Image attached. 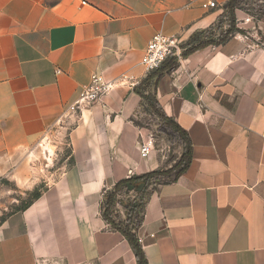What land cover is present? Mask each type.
<instances>
[{
	"label": "crops",
	"instance_id": "0c3cea01",
	"mask_svg": "<svg viewBox=\"0 0 264 264\" xmlns=\"http://www.w3.org/2000/svg\"><path fill=\"white\" fill-rule=\"evenodd\" d=\"M216 1L0 0V179L13 169L23 180L17 156L60 123L93 73L139 82L64 120L71 163L0 224V264H137L102 204L119 181L163 163L156 149L142 158L146 133L134 120L157 33L182 41L178 66L153 91L187 132L192 160L150 187L137 230L148 263L264 264V17L184 56L197 33L216 27L229 0Z\"/></svg>",
	"mask_w": 264,
	"mask_h": 264
},
{
	"label": "rangeland",
	"instance_id": "374dc122",
	"mask_svg": "<svg viewBox=\"0 0 264 264\" xmlns=\"http://www.w3.org/2000/svg\"><path fill=\"white\" fill-rule=\"evenodd\" d=\"M235 17L238 29L242 32L243 27L249 29L252 21L264 17V0H239L236 4ZM246 18L250 19L249 23H245ZM230 21L231 15L224 7L216 27L206 36L213 38V41L222 40L230 34L228 33ZM149 92L154 93L153 87L149 89ZM134 120L146 133L144 140H153L155 149L163 162L160 171H167L175 166L185 148L183 138L175 137L174 133L170 134L167 123L146 104L139 109ZM69 130V121L55 124L48 128L30 149L17 156V160L21 159L23 162V169L17 171L23 180L15 177L13 169L8 170V173L0 179V222L10 214L24 208L31 200L36 188L43 191L56 175L71 163ZM173 175V173L165 176L161 174L154 177L148 184L144 196L149 194L150 187L156 188L158 184L166 182ZM128 192H130L128 196L119 197L126 205H117V212L114 213L122 219H125V207L130 205L128 201H132L137 194L136 190Z\"/></svg>",
	"mask_w": 264,
	"mask_h": 264
},
{
	"label": "trees",
	"instance_id": "16d2710c",
	"mask_svg": "<svg viewBox=\"0 0 264 264\" xmlns=\"http://www.w3.org/2000/svg\"><path fill=\"white\" fill-rule=\"evenodd\" d=\"M238 1L239 0H229V2L225 5V8L228 10V12L231 15V21L229 26L230 28L228 31V33L230 34L235 32L242 33V30L236 27L235 10ZM212 29L203 31L202 33H197L190 40L189 46L183 52V55L184 56L188 55L208 45H220L224 43L230 36L229 34L222 40L213 41V38L206 36L207 34L209 35V32ZM166 62L167 61H165L164 64L159 69L149 74L148 77L140 84L137 90L142 97V106L146 104L157 114V116L161 118V120L165 121L167 123L166 126L168 127V131L170 134L174 133L175 137L183 138V142L185 144L183 153L179 161L176 163V165L168 169L167 171L162 172L160 170H155L146 174H142L140 176H132L128 179L119 181L115 185L113 190L106 192L102 204V215L104 219L106 220V222H108L111 225V227L115 231L121 232L127 238L136 255L137 264H149L147 255L144 251V248L137 234V230L144 220L145 205L148 200V194L144 196V193L146 192V188L148 184L154 177H158L161 174L165 176L167 174L173 173L174 174L173 176L175 178L179 177L189 167L190 162L192 160V145L187 132L183 130L172 118L168 117L165 114V112L162 110L156 98V93L154 92L153 94H151L149 92V89L151 87L154 88V91L156 90L158 81L164 75L165 72H171L175 70L176 67L178 66V59L176 57H173L171 60H168L167 63ZM128 184L135 185L136 187L143 184V188L141 191L137 192L136 197L132 201H128V203L130 204L128 207L124 206L126 208V213H125V219H122L119 216L115 215L114 213L117 212L116 210L117 205L118 206L119 205L121 206L122 204L126 205L124 204L123 200L119 199V197L121 195L128 196L130 194V192H128L127 190ZM41 193L42 191H40L39 188H36L33 192V196L31 200L26 204L24 208L20 210H24L29 205H31L33 201H35L37 198L41 196ZM6 218H4L0 222V224L4 222Z\"/></svg>",
	"mask_w": 264,
	"mask_h": 264
},
{
	"label": "built area",
	"instance_id": "2783aa9c",
	"mask_svg": "<svg viewBox=\"0 0 264 264\" xmlns=\"http://www.w3.org/2000/svg\"><path fill=\"white\" fill-rule=\"evenodd\" d=\"M202 6L204 9L219 7L216 0H204ZM249 20V18L245 19V21ZM182 51L183 45L178 34H155L148 42L141 62L145 73L148 75L159 69L169 57H180ZM138 83V78L134 75L123 74L118 80L110 81L101 73H93L90 83L83 87L78 97L67 107L60 122H64L66 118L80 117L87 106L101 103L102 99L110 94L115 87L123 85L132 88ZM153 151H155L153 140L143 139L141 145L142 158H147Z\"/></svg>",
	"mask_w": 264,
	"mask_h": 264
},
{
	"label": "water",
	"instance_id": "95a60500",
	"mask_svg": "<svg viewBox=\"0 0 264 264\" xmlns=\"http://www.w3.org/2000/svg\"><path fill=\"white\" fill-rule=\"evenodd\" d=\"M127 188H128V191H134V190H136L137 192H139V191L142 190L143 184H141L138 187H136L135 185H132V184H128Z\"/></svg>",
	"mask_w": 264,
	"mask_h": 264
}]
</instances>
